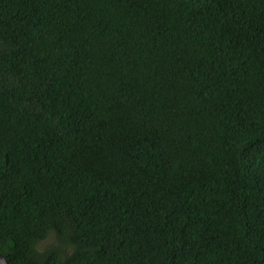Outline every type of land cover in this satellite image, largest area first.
<instances>
[{"label": "trees", "instance_id": "trees-1", "mask_svg": "<svg viewBox=\"0 0 264 264\" xmlns=\"http://www.w3.org/2000/svg\"><path fill=\"white\" fill-rule=\"evenodd\" d=\"M0 254L264 264V0H0Z\"/></svg>", "mask_w": 264, "mask_h": 264}, {"label": "water", "instance_id": "water-1", "mask_svg": "<svg viewBox=\"0 0 264 264\" xmlns=\"http://www.w3.org/2000/svg\"><path fill=\"white\" fill-rule=\"evenodd\" d=\"M0 264H10V263L0 254Z\"/></svg>", "mask_w": 264, "mask_h": 264}, {"label": "rangeland", "instance_id": "rangeland-1", "mask_svg": "<svg viewBox=\"0 0 264 264\" xmlns=\"http://www.w3.org/2000/svg\"><path fill=\"white\" fill-rule=\"evenodd\" d=\"M50 244V241H45L42 243V245L39 247L40 249H42V247H45L46 245Z\"/></svg>", "mask_w": 264, "mask_h": 264}]
</instances>
